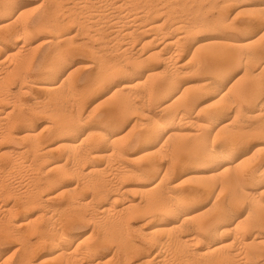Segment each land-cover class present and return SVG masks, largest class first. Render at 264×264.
Masks as SVG:
<instances>
[{"label":"bare ground","instance_id":"6f19581e","mask_svg":"<svg viewBox=\"0 0 264 264\" xmlns=\"http://www.w3.org/2000/svg\"><path fill=\"white\" fill-rule=\"evenodd\" d=\"M49 3L31 18L0 0V238L18 242L0 264H263L264 0ZM78 17L99 41L80 78L63 67ZM37 52L32 76L22 69ZM34 90L55 106L42 134L18 105Z\"/></svg>","mask_w":264,"mask_h":264},{"label":"rangeland","instance_id":"374dc122","mask_svg":"<svg viewBox=\"0 0 264 264\" xmlns=\"http://www.w3.org/2000/svg\"><path fill=\"white\" fill-rule=\"evenodd\" d=\"M50 2V0H15V2H16V6H19V8L21 9V12H23L25 15H26V17L28 16V17H30L31 16V18L33 17V18H35V17H38V16H40V14L42 13V14H44L45 12H49V9H50V11H51V9H52V7H51V3H49ZM43 2H44V4H43ZM48 2V3H47ZM47 3V4H46ZM70 3V2H69ZM44 5V6H43ZM48 7V8H47ZM78 7H83V6H78ZM83 9V8H82ZM85 9V8H84ZM45 11V12H44ZM84 11V10H83ZM44 12V13H43ZM232 12V11H231ZM74 13V12H73ZM78 13H80V15H82L81 13H85V12H77L76 13V15H78ZM41 14V15H42ZM65 15H69V13H68V11H66V12H64V14L63 13H61L60 14V18L61 19H64L65 17V19L66 20H68V17L67 16H65ZM63 16H65L64 18H62ZM80 18H82V16H80ZM84 18V17H83ZM77 19H79V17L77 18ZM80 20V19H79ZM77 21V22H76ZM75 21V23L74 22H70L69 23V29H70V33H71V36L73 35L74 36V39H75V43L76 44H78L79 46H75L76 44L74 43V46L72 45V47H70V46H66L65 47V50L64 51H66V58L64 59V64H63V67H64V71H66V73H69V72H72V73H75V75L76 76H78L79 78H80V76H85V75H88V72H87V70H85V69H83V68H80V65H82L81 63L82 62H84V60H87L88 58L87 57H90L89 56V53H85V51H87V48L89 49L90 47L91 48H93V46H98V44H99V41H97V39L96 40H94V39H92V40H89V38L86 36V35H84L86 32H85V30L87 31V30H92L93 31V29H91L90 28V25L88 24V25H86V26H88L89 28H85V26H83L82 25V27L80 28V25L79 24H83V20L81 19L80 21H81V23H80V21L78 22V20H76ZM75 25H74V24ZM73 24V25H72ZM85 25V24H84ZM79 30H80V32H79ZM81 30H82V33H81ZM91 31V32H92ZM77 35H79V36H77ZM81 35V36H80ZM87 38H86V37ZM46 38H47V36H44V35H42V36H40L39 38H37L35 41H34V44L36 45V47L37 46H39L38 44H40V45H44V43H45V41H46ZM88 41H90V42H88ZM44 42V43H43ZM138 42V43H137ZM136 43H134V45L135 46H132L134 49L135 48H137L138 46H139V43H140V40H138ZM42 43V44H41ZM82 43H84V44H82ZM85 43H87V45L85 44ZM92 44V45H91ZM80 45H81V47H80ZM80 47V48H79ZM78 48V49H77ZM86 48V49H85ZM91 48L89 49V50H91ZM81 49V50H80ZM88 50V51H89ZM71 52V53H70ZM73 52V53H72ZM75 54V55H74ZM79 54V55H78ZM34 55V56H33ZM32 55V57L30 58V60H29V62H28V64H27V66L26 67H24L23 69H22V71H28L32 76L34 75V66H35V64L38 62V60H39V57H40V55H41V53L39 54L38 52L36 53V54H33ZM86 55V56H85ZM77 56V57H76ZM78 68V69H77ZM33 71V73H31ZM78 77H77V79H78ZM119 81V79H117L116 80V82H118ZM9 82H11V84H10V87H9V90L11 89V91H15L18 87H19V84L17 85V83L14 81H9ZM9 84H7L6 86H8ZM18 86V87H17ZM112 86V85H111ZM8 88V87H7ZM6 88V90L8 91V89ZM109 88L110 87H106V89H105V87L104 88H102V90L100 89L96 94H94V97H90V99H87L86 100V102H88V100L90 101V103H85L84 105H87V107L90 105V108L92 109L95 105V103L96 102H99V101H105L106 99H107V96L109 95L108 94V92H109ZM35 91V90H34ZM22 94H24L23 96L22 95H18L17 96V98L19 97V98H22V99H19L18 100V105H19V109H20V107H22V105L24 106V104H25V106L24 107H22L21 109H20V112H23V114L24 115H26L27 117H31L30 119L32 120V124H33V127H35V132H36V134H42L41 132H43L42 130H43V127H45L46 126V124H47V122H49V120L51 119V115H53L54 113V110H53V108L55 107V106H52V105H54V103L52 102V105H51V102H47V101H50L49 99H45L46 97H44V96H42V94H40L38 91H35V94L33 93L32 94V92H27V94L25 93V92H23ZM32 94V95H31ZM27 96V97H26ZM36 96V97H35ZM40 96H42V97H40ZM93 96V95H92ZM101 96V97H100ZM44 99V100H43ZM91 99H92V101H91ZM22 100V101H21ZM27 100V101H26ZM47 100V101H46ZM35 101V102H34ZM23 102H25V103H23ZM39 102H42V103H39ZM20 103H21V106H20ZM23 103V104H22ZM50 103V104H49ZM6 104V106H7V108H9V106L11 107V103L10 102H6L5 103ZM34 104V105H33ZM36 104V105H35ZM42 104H43V106L47 109H44V107L42 106ZM92 104V105H91ZM27 105H30V107L29 106H27ZM94 105V106H93ZM31 106H32V109H31ZM38 106V107H37ZM93 106V107H92ZM108 106H109V103H106V104H104V106H102L101 108H99V110L96 112V115H99L100 113H103V112H105L106 110H107V108H108ZM86 107V108H87ZM33 108H35V109H33ZM89 108V107H88ZM87 108V109H88ZM25 109V110H24ZM29 111H28V110ZM37 109V112L35 111ZM91 109H88L89 111L91 110ZM32 110H34V112H32ZM43 112H41V111ZM49 110H50V112H49ZM53 110V111H52ZM26 111H28V112H26ZM44 111H46V112H44ZM31 112V113H30ZM38 112H40V113H38ZM28 113V114H27ZM30 113V114H29ZM42 115V116H41ZM44 115V116H43ZM46 115H49V116H46ZM45 121V122H44ZM94 123V122H93ZM129 124H127V126H126V129H125V132H128L131 128H132V126H133V122H132V120L130 121V122H128ZM11 146H13V144H10ZM15 147L17 146L18 148H19V146H21V148H22V145L20 144H18V145H14ZM2 146H0V148H1ZM131 149V150H130ZM129 149V151H138V150H136L135 148H130ZM133 149V150H132ZM4 151V148H1L0 149V151ZM2 151L0 152V154L2 153ZM139 156H137L136 154H133V155H131L130 156V158H129V160H130V162H131V164L133 163V165H137V164H139V163H141V161L139 160V158H138ZM25 176V177H24ZM24 178V180H22L23 178ZM15 176V177H13L12 178V181H10L11 182V185H12V187H14L13 189L14 190H16L17 189V193L19 192V193H21V192H23L25 189H26V186L24 187L23 185L25 184V179H26V181H27V177H29V175H23V176ZM16 178V179H15ZM15 180V181H14ZM24 181L23 183H21L22 181ZM13 181H14V183H13ZM21 181V182H20ZM16 182H17V184H16ZM27 183V182H26ZM67 183H69V185L72 187V186H74V181L73 180H71V179H68L67 180ZM14 184V185H13ZM22 184V185H21ZM18 185H20V186H18ZM25 185H27V184H25ZM18 187V188H17ZM20 187H22V188H20ZM16 188V189H15ZM66 196H68V195H66ZM136 196H138L137 194H136ZM65 197V196H64ZM64 197H60V198H56V201H55V205H59V204H61V203H63V201L66 199V198H64ZM59 199V200H58ZM1 217V216H0ZM145 220V219H144ZM143 220V218L142 217H139V216H136V217H134V218H131L130 220H129V226H130V228H132V232H134V239H135V241H136V243L138 244V245H141V246H144L143 245V243H142V240H140V238H139V236H138V231H139V229H141V226L143 227V226H145V224H146V222ZM139 221V222H138ZM136 227V228H135ZM90 228V229H89ZM135 229V230H134ZM138 229V230H137ZM73 231V230H72ZM91 231H92V227H90L89 225L87 226V224H84V225H82L81 227H80V229H79V235H80V238H84L87 234H90L91 233ZM135 234H137V235H135ZM33 236H36V237H34L33 238ZM30 235L29 236V241H31V243H33V244H35L36 242H37V235ZM137 236V237H136ZM31 237V238H30ZM0 257H2V255H4L5 257H10V255H12V253H15L14 251L16 250V248L18 247V242L17 241H15V240H11V243L9 242V241H5L4 239H1L0 238ZM3 240V241H2ZM33 240V241H32ZM35 242V243H34ZM141 243V244H140ZM37 245V244H36ZM38 246V245H37ZM37 246H36V248H37ZM110 246H113L114 247V245H110ZM108 247L106 250H103V251H101L100 252V254L102 255V253H103V261L104 262H107V261H109V259H111L112 257H113V255H115L114 253L116 252V249H115V247L113 248V247ZM264 247V245H262L261 246V248L260 249H262ZM42 248V249H41ZM40 252H38L37 251V253L35 252V254H34V256H35V260H38L39 259V257H41L45 252H46V249H44V247H38L37 248ZM113 249H114V251H113ZM261 251H264V248L261 250ZM113 254V255H112ZM14 255V254H13ZM12 255V256H13ZM11 256V257H12ZM37 256H38V258H37ZM111 256V257H110ZM15 257V256H14ZM13 257V258H14ZM115 262H117V260L115 261ZM115 262H113L112 261V263H110V264H116ZM262 262H263V264H264V259H262ZM134 263H135V261H134ZM109 264V263H108Z\"/></svg>","mask_w":264,"mask_h":264}]
</instances>
